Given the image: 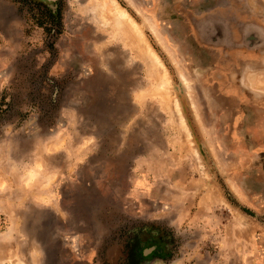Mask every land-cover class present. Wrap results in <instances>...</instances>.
<instances>
[{"label":"rangeland","instance_id":"rangeland-1","mask_svg":"<svg viewBox=\"0 0 264 264\" xmlns=\"http://www.w3.org/2000/svg\"><path fill=\"white\" fill-rule=\"evenodd\" d=\"M54 252L264 264V0H0V264Z\"/></svg>","mask_w":264,"mask_h":264},{"label":"bare ground","instance_id":"bare-ground-1","mask_svg":"<svg viewBox=\"0 0 264 264\" xmlns=\"http://www.w3.org/2000/svg\"><path fill=\"white\" fill-rule=\"evenodd\" d=\"M116 12H118L117 14H119V15H117L116 14V16H119L118 18H120V16L121 17H125V18H129L128 17V14H127V12H125V11H122V10H118V11H116ZM116 19V18H115ZM130 19H131V17H130ZM117 21V20H116ZM121 20H120V22H119V24H118V26L121 24ZM126 22V21H125ZM117 23H118V21H117ZM132 24H134L133 26H134V28H135V25H136V23H132ZM122 25V24H121ZM137 26V25H136ZM122 27V26H121ZM138 29H140L139 27H137Z\"/></svg>","mask_w":264,"mask_h":264},{"label":"water","instance_id":"water-1","mask_svg":"<svg viewBox=\"0 0 264 264\" xmlns=\"http://www.w3.org/2000/svg\"><path fill=\"white\" fill-rule=\"evenodd\" d=\"M48 260L50 261L49 263H48ZM55 261H56V252H54L53 254H52V256H49L48 258H47V260L45 261V264H54L55 263Z\"/></svg>","mask_w":264,"mask_h":264}]
</instances>
